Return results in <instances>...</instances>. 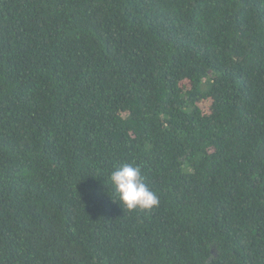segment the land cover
<instances>
[{
    "label": "trees",
    "instance_id": "trees-1",
    "mask_svg": "<svg viewBox=\"0 0 264 264\" xmlns=\"http://www.w3.org/2000/svg\"><path fill=\"white\" fill-rule=\"evenodd\" d=\"M0 264H264V0H0Z\"/></svg>",
    "mask_w": 264,
    "mask_h": 264
},
{
    "label": "clouds",
    "instance_id": "clouds-1",
    "mask_svg": "<svg viewBox=\"0 0 264 264\" xmlns=\"http://www.w3.org/2000/svg\"><path fill=\"white\" fill-rule=\"evenodd\" d=\"M109 179L115 195L127 209H150L158 204L156 193L145 183L138 165H119L111 171Z\"/></svg>",
    "mask_w": 264,
    "mask_h": 264
}]
</instances>
